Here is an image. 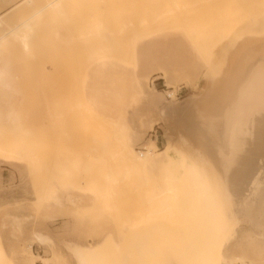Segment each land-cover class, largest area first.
<instances>
[{
  "label": "rangeland",
  "instance_id": "rangeland-1",
  "mask_svg": "<svg viewBox=\"0 0 264 264\" xmlns=\"http://www.w3.org/2000/svg\"><path fill=\"white\" fill-rule=\"evenodd\" d=\"M47 1L0 0V34ZM33 21L27 52L18 37L0 47V264H43L53 252L51 264H264V173H252L250 214L228 207L222 230L207 144L222 134L242 52L264 46L263 32L249 49L237 38L264 24V0H63ZM188 99L203 140L188 116L166 113ZM153 141L181 157L129 158Z\"/></svg>",
  "mask_w": 264,
  "mask_h": 264
},
{
  "label": "bare ground",
  "instance_id": "bare-ground-1",
  "mask_svg": "<svg viewBox=\"0 0 264 264\" xmlns=\"http://www.w3.org/2000/svg\"><path fill=\"white\" fill-rule=\"evenodd\" d=\"M25 1L28 3L32 2V0H25ZM62 2H63V0H48L43 6L34 7L33 14L31 16H29V17L19 21L18 23L14 24V26H12L7 32L0 34V47L6 41L10 40L11 38L18 37V38H20L23 47L26 46L24 48V50H25V52H27L26 50L29 49V48L27 49V40L29 38L28 37L29 35L27 33V29L31 28V26L34 22L33 20L37 16L41 15V13H43V11L47 8H51V9L59 8L61 6ZM263 23H264V21H263ZM0 25H1V21H0ZM261 25H260V27H256L255 29L253 28V29H249V30H244V29L241 30L240 33L237 35L238 36L237 38L239 41L238 40H236V41L243 42V43H240L241 45L238 43V45H240V47H242V48H243L242 45H245V47H246V45L248 46V44H250V46H252L253 42L255 40H253V38L251 39L249 36L255 35V37H256L260 32L264 33V24L261 23ZM32 30H30V31H32ZM35 32L36 31H34L33 33H35ZM247 35L250 38L249 40L247 38ZM262 37H264V35ZM262 37L261 38L259 37V38L262 39ZM18 38H16V39H18ZM256 39H258V38H256ZM262 40H264V38ZM262 40H260V42H262ZM257 43H258V41H257ZM263 44H264V42H263ZM263 44H260V45L262 46ZM256 45L257 44H255V47H256ZM235 47H236V44H235ZM263 47L264 46H262L260 48L262 49ZM33 48H35V47L33 46ZM246 48H248V47H246ZM253 48L254 47H252V49L248 48L249 51L247 50L246 53L242 52V51H244V49L243 50L241 48L239 49V50H241L240 53L242 52V53H244V55L242 53L241 54L238 53L240 55V57L242 55H243V57H242V59H240V64L238 65L239 67L236 70H234V71H236L235 75H233L232 78H229L230 79V83H229V95L230 96H229V98H227L228 97L227 96L228 91H227V94L225 93L226 97L224 94H223V97H224V99L227 98L228 100L223 102L222 100H224V99H222L221 100L222 105H220V102L218 100L219 104H217L218 106L219 105L222 106V110H223L222 113L224 114V116H222L223 120H224V124L222 125V134L215 136L214 138H207V142H208L207 144L210 146L209 149L212 152V155H210V156L212 157V159L215 162L214 168H215L216 174L218 175V180H219L218 183L220 186V190L222 191L221 192L222 193V202H221L219 210H218V211H221V213H219V220L221 219L220 222H222V227H221L222 230H224V228L226 229L229 226L228 225L229 224V212L227 211L228 207H232L234 209V211L232 213L233 215H237V214H242V215L248 214L249 215L250 214L249 211L247 212V210L250 209L249 207L251 206V204L253 205L254 201H252V199H250L246 193L248 192V190L250 188H252V178H253L252 173H258L260 171L264 173V163H263L264 162V158H263L264 157V50L257 49L259 47L255 48V49H253ZM35 49H37V48H35ZM237 49H238V47H237ZM237 49H235V50H237ZM232 50H233V48H232ZM39 53H40V51H39ZM228 54H231V52L230 53L228 52ZM10 55H12V54H10ZM40 55H41V53H40ZM44 55H47V53ZM222 55H223V53H222ZM225 56H227V58H228V55H225ZM231 57H233V55H231ZM42 58H44V57H42ZM227 58L223 57L224 61L227 60ZM229 59L231 60L230 56H229ZM233 60H234V58H233ZM227 61H226V63H229V61L228 62ZM232 62L233 61H231L230 63H232ZM221 63H223V60ZM221 63H219V64H221ZM232 65H235V63L233 62ZM9 66H10V64H8V67ZM226 67H227V65H226ZM36 69H34V70H36ZM39 69H40V66H39ZM224 69H225V67H224ZM233 69H235V68H233ZM68 70H66L67 73H68ZM75 70H77V69H75ZM220 70H223V68H221ZM28 72H29V70H28ZM226 72L227 71H225L224 74ZM231 72L233 73L232 70H231ZM44 73H45V71H44ZM163 74H165V73H163ZM228 74L229 73H227V75ZM37 75L39 76L38 73H37ZM76 75H77V73H76ZM219 75H220V73H219ZM4 76H5V72L2 69H0V81H3L2 78ZM41 76H42V74H41ZM164 76L166 77V74ZM217 76H218V73H217ZM220 77H222V76H219V78ZM230 77H231V74H230ZM211 78H213V80H214L213 76ZM225 79H226V77H225ZM71 82L73 83V80H71ZM214 82H216L214 87L211 86L212 84L210 85L211 81L209 82V86H211V88L216 89L215 87L218 84V78H217V81L215 80ZM221 83H223V82H221ZM4 85H6V87H7L6 83ZM226 86L228 89V84ZM211 88L209 89L210 92H211ZM225 90L226 89H224V92H225ZM77 93H79V92H77ZM211 93H210V96H211ZM213 93L215 94V92H213ZM216 94H217L216 96L218 97V92ZM221 95H222V93H221ZM212 98H215V97L213 96ZM194 106H195L194 102H192L191 99H188L186 102V105H185V109L183 108V110L181 109V111H180L178 108L169 107L166 109V113L167 114L179 113V114H182V115L185 114L186 116H188L190 118L191 123H192L193 128H194V133H193L194 136L198 137L200 140H203V137L199 136L200 130L198 128H196V124L199 121H196L197 118L195 117V111H194L195 107ZM198 107H199V105H198ZM201 111H203V110H201ZM197 114H196V116L199 115V114L198 115ZM202 114H203V112H202ZM203 117H201V119ZM198 119H200V118H198ZM221 123H222V121H221ZM204 125H206V124H204ZM198 127H200V125H198ZM200 129H201V127H200ZM100 130H103V129H100ZM203 131H204V129H203ZM215 131H217V133H218L217 129ZM15 133H17V132H15ZM214 134H215V132H214ZM203 136H205V135H203ZM211 137H213V136H211ZM102 147L105 148V146H102ZM106 150H109V149H106ZM2 151L3 150H1V154H2ZM126 151H127V147H126ZM4 152H5V150H4ZM126 153L127 152H125V154ZM126 156H127V154H126ZM128 156L130 159L134 160L137 163V165H142L144 163H148V162H152V161L157 162V161H161V160H165V159H170V158L175 157V156L181 157V154L178 153V151L176 150L174 145H167L166 147L159 149V148H157V145L153 141L152 146L149 148V150H147L145 152L139 151L137 153H136V151H134V149L129 150ZM183 169L186 170V173L191 178V182L194 183L193 185H195L197 188L201 189L202 191H204L206 193V191H205L206 183L204 182L203 175H201V173H200L201 170L197 167V165L194 162L188 161L184 164ZM260 175L262 176V174H260ZM193 185H192V187H193ZM193 189L195 190V187ZM194 190L192 191V193L196 194L197 191H194ZM200 195H201V192H200ZM206 200H207V198L204 197V198H202V200H199V201H202V204L205 202H210V201H206ZM253 200H255V199H253ZM246 207L249 209H247ZM250 212H251V209H250ZM77 216H79V215H77ZM73 219L75 220V218H73ZM197 234H199V233H197ZM210 234H211V232H210ZM42 236L43 235L37 233L38 239H39V237H42ZM48 240H51V239H48ZM220 241H221V236L218 235L217 239L215 241L216 244L214 243L215 251H216V247H218V244L220 243ZM208 245H209V243H208ZM189 254H190V252H189ZM41 259H42L43 264H48L49 260L53 263L60 261V258L54 252H53L51 257H48V258L42 257ZM190 260H191V258H190ZM218 260H219V258H218ZM213 263L217 264L215 262H213ZM49 264H51V263H49Z\"/></svg>",
  "mask_w": 264,
  "mask_h": 264
}]
</instances>
